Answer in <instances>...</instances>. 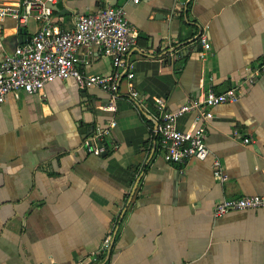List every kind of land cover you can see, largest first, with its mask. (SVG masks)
Segmentation results:
<instances>
[{"label": "crops", "instance_id": "0c3cea01", "mask_svg": "<svg viewBox=\"0 0 264 264\" xmlns=\"http://www.w3.org/2000/svg\"><path fill=\"white\" fill-rule=\"evenodd\" d=\"M99 5L88 0L69 10L60 2L54 23L71 28L77 14ZM117 6L139 33L128 62L143 101L130 96L122 77L117 109L107 110L108 91L68 78L41 93H12L0 105V264H264V208L213 214L225 198L264 193V0ZM45 22L36 13L22 28L12 17L0 20V62L21 44L20 33L32 37ZM202 33L213 52L206 59ZM80 55L87 73L115 70L96 45ZM231 87L239 99L212 108L208 157L167 162L155 131V98L174 110L210 88ZM194 119L185 113L177 127L188 129ZM110 120L106 155L88 153L84 140ZM215 159L224 182L215 176ZM109 231L114 238L103 259Z\"/></svg>", "mask_w": 264, "mask_h": 264}, {"label": "built area", "instance_id": "2783aa9c", "mask_svg": "<svg viewBox=\"0 0 264 264\" xmlns=\"http://www.w3.org/2000/svg\"><path fill=\"white\" fill-rule=\"evenodd\" d=\"M59 0H18L12 3H0V20L12 17L19 27L26 24L34 13L46 22L30 39L5 53L0 62V105L7 97L19 92L41 93L48 83L57 79L74 78L81 88L99 87L110 93L104 109L115 111L116 99L120 91V80L129 81V94L136 100L143 101L133 82L134 70L128 62L129 51L137 45L139 33L132 25L123 6L106 5L94 12L79 13L74 18L71 28H60L54 23V10L46 3H58ZM139 2V0H134ZM2 33L0 32V40ZM202 46L200 57L206 59L212 54L211 43L205 33L199 36ZM100 47L104 55L112 59L114 72L111 74H90L81 66V49L86 46ZM264 69V67H263ZM260 70L246 77L254 81ZM239 99L237 87L217 92L208 89L202 96L192 97L177 109H170L164 97H156L155 114L158 141L163 156L169 163H184L191 158L205 159L209 155L207 145V124L214 116L212 108L216 105L235 102ZM193 112L195 119L188 129L177 127V119L185 113ZM115 121L110 120L106 128L97 127L84 140L88 153L102 155L107 151L106 137L111 132ZM246 138L245 143L250 142ZM214 173L218 180H227L221 161L213 162ZM264 208V193L225 198L214 208L216 217L231 211ZM114 238L109 231L100 246L99 253L107 254Z\"/></svg>", "mask_w": 264, "mask_h": 264}, {"label": "water", "instance_id": "95a60500", "mask_svg": "<svg viewBox=\"0 0 264 264\" xmlns=\"http://www.w3.org/2000/svg\"><path fill=\"white\" fill-rule=\"evenodd\" d=\"M90 1V0H89ZM100 2V7L104 6V1L101 0H96V2ZM60 2H62L63 8L65 9H69V10H77L78 6H79V2H82V4H85V2H88V0H59L58 3L56 4H52L50 2H47L46 5L51 7L53 10L55 11H60L62 10L60 8ZM107 4L110 5H117L118 4V0H106ZM30 39V37H26L23 33H20L19 35V43H24L26 41H28ZM189 49H187L188 51ZM183 53V51H181ZM157 125V124H156ZM107 151H104L102 153V155H106Z\"/></svg>", "mask_w": 264, "mask_h": 264}, {"label": "trees", "instance_id": "16d2710c", "mask_svg": "<svg viewBox=\"0 0 264 264\" xmlns=\"http://www.w3.org/2000/svg\"><path fill=\"white\" fill-rule=\"evenodd\" d=\"M104 6H106V4H104ZM102 128H106V126H102ZM93 132H94V131H93ZM93 132H92V133H93ZM105 256H107V254L102 255V258L104 259ZM107 260H109V258H108Z\"/></svg>", "mask_w": 264, "mask_h": 264}]
</instances>
